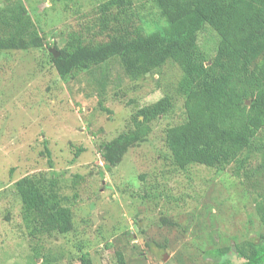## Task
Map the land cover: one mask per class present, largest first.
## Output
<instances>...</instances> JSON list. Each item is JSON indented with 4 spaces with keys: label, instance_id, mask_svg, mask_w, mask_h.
I'll return each instance as SVG.
<instances>
[{
    "label": "rangeland",
    "instance_id": "374dc122",
    "mask_svg": "<svg viewBox=\"0 0 264 264\" xmlns=\"http://www.w3.org/2000/svg\"><path fill=\"white\" fill-rule=\"evenodd\" d=\"M21 1L46 46L0 52V264H81L86 252L93 264H118V254L127 264H219L211 253L225 247L230 252L220 262L230 257L241 264L234 245L264 232L255 208L264 196L258 183L264 131L238 166L178 171L166 161L164 143L166 129L184 118L178 102L148 124L147 139L109 172L101 145L134 130L141 107L176 94L182 72L168 64L135 81L115 58L63 80L50 49L62 48L72 35L101 41V7L111 0ZM133 5L148 32L166 26L153 0ZM217 42L210 27L199 33L198 43L210 57ZM40 173L58 180L75 211L74 230L67 235L35 239L24 228L12 188Z\"/></svg>",
    "mask_w": 264,
    "mask_h": 264
},
{
    "label": "trees",
    "instance_id": "16d2710c",
    "mask_svg": "<svg viewBox=\"0 0 264 264\" xmlns=\"http://www.w3.org/2000/svg\"><path fill=\"white\" fill-rule=\"evenodd\" d=\"M153 2L165 27L158 25L148 32L133 0H111L101 7L105 16L96 34L101 41L72 35L62 48L55 44L58 58L49 53L63 80L115 58L135 81L161 73L168 64L183 74L176 94L141 107L134 130L101 145L105 168L110 172L118 167L131 148L147 139L148 124L160 115L167 116L178 102H183L184 118L167 128L164 138L169 155L166 161L172 167L181 172L197 166L221 172L231 165L238 166L241 160L246 162L245 154L251 152L254 140L264 131V0ZM206 26L218 37L212 57L198 43L199 33ZM45 43L23 2L3 0L0 52L42 50ZM46 151L50 156L48 148ZM81 152L79 149L76 155ZM262 158L264 164V154ZM262 175L258 183L264 187V172ZM245 178L250 179L248 175ZM12 189L21 203L20 215L28 237L67 235L74 230L75 211L62 197L58 180L40 173L20 179ZM255 204L264 227V196ZM234 247L236 257L243 260L241 264H264V232ZM229 252L225 247L211 254L218 257L219 264H232L230 257L220 262ZM80 262L93 264L88 252L80 256ZM118 264H127L123 254H118Z\"/></svg>",
    "mask_w": 264,
    "mask_h": 264
},
{
    "label": "water",
    "instance_id": "95a60500",
    "mask_svg": "<svg viewBox=\"0 0 264 264\" xmlns=\"http://www.w3.org/2000/svg\"><path fill=\"white\" fill-rule=\"evenodd\" d=\"M50 53L53 54L56 58L60 56V53L56 49H50Z\"/></svg>",
    "mask_w": 264,
    "mask_h": 264
}]
</instances>
